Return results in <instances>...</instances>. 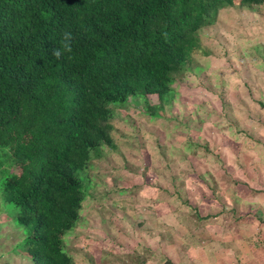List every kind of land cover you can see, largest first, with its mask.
Listing matches in <instances>:
<instances>
[{"label":"trees","instance_id":"1","mask_svg":"<svg viewBox=\"0 0 264 264\" xmlns=\"http://www.w3.org/2000/svg\"><path fill=\"white\" fill-rule=\"evenodd\" d=\"M262 5L0 0V240L8 227L17 238L1 256L74 264L65 237L97 184L92 177L101 182L93 162L117 149L115 110L141 100V112L158 118L195 58L208 55L200 31L220 11ZM65 32L72 51L56 59L51 50L62 49Z\"/></svg>","mask_w":264,"mask_h":264},{"label":"crops","instance_id":"2","mask_svg":"<svg viewBox=\"0 0 264 264\" xmlns=\"http://www.w3.org/2000/svg\"><path fill=\"white\" fill-rule=\"evenodd\" d=\"M213 87L188 74L158 118L141 100L115 110L117 149L93 162L101 182L65 237L74 264H264V94L215 129L189 118Z\"/></svg>","mask_w":264,"mask_h":264},{"label":"rangeland","instance_id":"3","mask_svg":"<svg viewBox=\"0 0 264 264\" xmlns=\"http://www.w3.org/2000/svg\"><path fill=\"white\" fill-rule=\"evenodd\" d=\"M258 13L262 16H257ZM262 17L264 11L258 7L248 10L236 6L220 11L216 23L200 31L201 44L208 49V56L195 58V66L201 70H195V75L189 73V84L212 83L217 92L214 91V97H211L214 100L189 104V118L197 119L198 114H209V119L212 120L213 116H217L220 118L218 123V119L214 120L217 129V124L228 127L227 120L238 119L245 113V109L249 110L248 114L253 113L250 106L251 93L253 92L255 98H261L264 94V91H254L261 87L256 88L257 85L264 86V59L261 55L264 54V24L260 23ZM262 21L264 23V19ZM222 100L225 102L223 110L219 102ZM0 170L5 171V168ZM80 176L84 179L83 174ZM92 180L99 184L96 177H92ZM2 216L0 213V218ZM1 232L4 233V239L0 240V264H26L24 258L10 253L1 256L17 239L13 227L3 228ZM68 243L70 244V239Z\"/></svg>","mask_w":264,"mask_h":264},{"label":"clouds","instance_id":"4","mask_svg":"<svg viewBox=\"0 0 264 264\" xmlns=\"http://www.w3.org/2000/svg\"><path fill=\"white\" fill-rule=\"evenodd\" d=\"M71 40H72V34L70 32H65L63 34V45L62 49L59 48H53L51 50L52 55L56 58L59 59L62 55V52H71Z\"/></svg>","mask_w":264,"mask_h":264}]
</instances>
